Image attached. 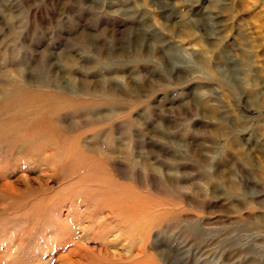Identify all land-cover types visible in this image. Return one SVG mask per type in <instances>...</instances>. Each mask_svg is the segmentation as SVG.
I'll return each instance as SVG.
<instances>
[{
    "label": "rangeland",
    "instance_id": "1",
    "mask_svg": "<svg viewBox=\"0 0 264 264\" xmlns=\"http://www.w3.org/2000/svg\"><path fill=\"white\" fill-rule=\"evenodd\" d=\"M18 88L76 157L0 149V264H264V0H0Z\"/></svg>",
    "mask_w": 264,
    "mask_h": 264
},
{
    "label": "bare ground",
    "instance_id": "2",
    "mask_svg": "<svg viewBox=\"0 0 264 264\" xmlns=\"http://www.w3.org/2000/svg\"><path fill=\"white\" fill-rule=\"evenodd\" d=\"M70 105L74 106L69 104L68 99L49 93H34L21 88L13 92L3 93L2 96L0 95V149L8 146L7 152L11 153L14 149L20 148L17 153H23L26 157L29 154V157H32L31 154H33L32 158L40 157L42 158L41 161L57 159L59 162L75 158L74 150H67L66 135L57 125L60 123L61 112L72 108ZM11 138L15 140L13 143ZM64 166L62 165V167ZM0 191L8 192L9 195L15 194L14 185L8 181L2 183ZM129 208L121 213L126 223H130L129 227L132 231V228H135V231L137 228L139 229L142 222H145L144 224L151 222L147 209L143 207ZM72 254L74 253H68L64 256V264H81L82 259L86 260L83 255L79 261H73L71 259ZM152 259V255L148 254L142 261H138V264H153L155 262Z\"/></svg>",
    "mask_w": 264,
    "mask_h": 264
}]
</instances>
